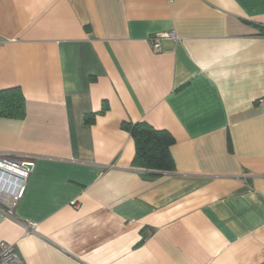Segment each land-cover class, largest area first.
<instances>
[{"label":"crops","instance_id":"obj_1","mask_svg":"<svg viewBox=\"0 0 264 264\" xmlns=\"http://www.w3.org/2000/svg\"><path fill=\"white\" fill-rule=\"evenodd\" d=\"M12 87L0 151L35 165L0 241L25 264H264V0H0ZM141 121L173 170L134 162Z\"/></svg>","mask_w":264,"mask_h":264},{"label":"trees","instance_id":"obj_2","mask_svg":"<svg viewBox=\"0 0 264 264\" xmlns=\"http://www.w3.org/2000/svg\"><path fill=\"white\" fill-rule=\"evenodd\" d=\"M0 114L12 117L24 115V96L18 87L0 91ZM86 121H89L86 119ZM136 147L134 162L141 167L170 171L175 162L170 152L174 143L172 134L165 129H156L146 121L126 125Z\"/></svg>","mask_w":264,"mask_h":264},{"label":"built area","instance_id":"obj_3","mask_svg":"<svg viewBox=\"0 0 264 264\" xmlns=\"http://www.w3.org/2000/svg\"><path fill=\"white\" fill-rule=\"evenodd\" d=\"M166 38L179 39V36L174 31L163 32L152 35L149 41L154 48H158L161 41ZM259 102L264 103V99H260ZM34 165V159H21L13 157L12 153L0 151V211L5 215L15 216L16 207L25 193ZM0 264H25V262L17 253L13 243L1 240Z\"/></svg>","mask_w":264,"mask_h":264}]
</instances>
